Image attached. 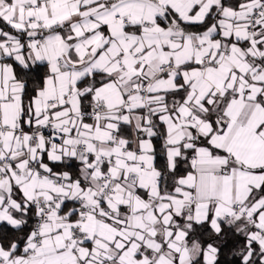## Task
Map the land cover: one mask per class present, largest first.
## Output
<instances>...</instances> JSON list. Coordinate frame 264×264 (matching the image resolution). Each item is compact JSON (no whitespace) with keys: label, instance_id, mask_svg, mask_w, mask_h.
<instances>
[{"label":"snow or ice","instance_id":"1","mask_svg":"<svg viewBox=\"0 0 264 264\" xmlns=\"http://www.w3.org/2000/svg\"><path fill=\"white\" fill-rule=\"evenodd\" d=\"M0 264H264V0H0Z\"/></svg>","mask_w":264,"mask_h":264}]
</instances>
